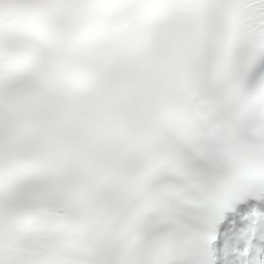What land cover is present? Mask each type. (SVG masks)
Returning <instances> with one entry per match:
<instances>
[{"label": "snow or ice", "instance_id": "snow-or-ice-1", "mask_svg": "<svg viewBox=\"0 0 264 264\" xmlns=\"http://www.w3.org/2000/svg\"><path fill=\"white\" fill-rule=\"evenodd\" d=\"M0 264H264V0H0Z\"/></svg>", "mask_w": 264, "mask_h": 264}]
</instances>
